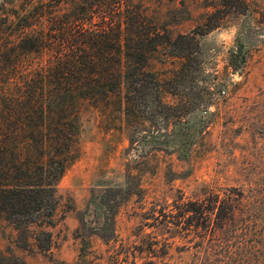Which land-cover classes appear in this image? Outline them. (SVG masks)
<instances>
[{"label": "rangeland", "instance_id": "obj_1", "mask_svg": "<svg viewBox=\"0 0 264 264\" xmlns=\"http://www.w3.org/2000/svg\"><path fill=\"white\" fill-rule=\"evenodd\" d=\"M244 1H134L198 40L190 109L168 128L166 110L123 126L87 106L54 225L0 218V264H264V0ZM164 59L149 67L161 79L178 66Z\"/></svg>", "mask_w": 264, "mask_h": 264}, {"label": "trees", "instance_id": "obj_2", "mask_svg": "<svg viewBox=\"0 0 264 264\" xmlns=\"http://www.w3.org/2000/svg\"><path fill=\"white\" fill-rule=\"evenodd\" d=\"M134 1L0 0V218L54 225L87 106L115 112L123 126L146 107L166 110L168 128L190 109L182 91L200 74L198 40L159 28ZM159 55L178 61L166 79L149 69ZM37 236L49 251L52 233Z\"/></svg>", "mask_w": 264, "mask_h": 264}]
</instances>
